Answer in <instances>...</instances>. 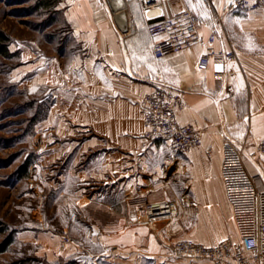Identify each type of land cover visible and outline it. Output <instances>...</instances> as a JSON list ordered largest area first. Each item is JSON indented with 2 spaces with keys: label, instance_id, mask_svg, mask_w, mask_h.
<instances>
[{
  "label": "crops",
  "instance_id": "obj_1",
  "mask_svg": "<svg viewBox=\"0 0 264 264\" xmlns=\"http://www.w3.org/2000/svg\"><path fill=\"white\" fill-rule=\"evenodd\" d=\"M125 2L115 12L108 0H57L66 44L53 54L25 50L14 75L40 101L49 100L39 121V145L43 160L54 163L55 186L62 193L71 190L79 206L95 204L117 213L116 222L91 227L109 249L102 257L106 263L213 264L175 257L171 246L182 238L208 245L239 238L221 165L226 141L245 151L264 141V7L235 9L232 0H201L203 7L197 0H166L167 15L186 8L198 14L204 40L158 58L153 45L159 38L148 33L140 1ZM213 29L216 40L210 44L206 40ZM211 48L236 53L223 75L198 66ZM162 86L182 93L179 119L201 130L202 146L173 153L164 141L144 145L141 99ZM246 163L264 189V161L246 158ZM137 195L173 200L178 213L172 219L149 218L129 205ZM38 233L24 230L19 236L46 248L58 245L57 237ZM80 249L76 244L65 255L80 254Z\"/></svg>",
  "mask_w": 264,
  "mask_h": 264
},
{
  "label": "rangeland",
  "instance_id": "obj_2",
  "mask_svg": "<svg viewBox=\"0 0 264 264\" xmlns=\"http://www.w3.org/2000/svg\"><path fill=\"white\" fill-rule=\"evenodd\" d=\"M41 1L0 0V29L11 37L9 55L0 56V243L12 237L0 252V264H112L102 259L109 249L91 227L116 222L117 213L95 204L79 206L71 190L62 193L55 186L54 163L43 160L39 145V121L48 112L49 100L40 101L14 75L28 49L53 54L66 44L59 13ZM24 164L27 168L20 170ZM128 201L147 217L146 205L157 202L146 195ZM24 230L57 237L58 245L46 248L37 240L23 241L19 234ZM76 244L80 254L65 255Z\"/></svg>",
  "mask_w": 264,
  "mask_h": 264
},
{
  "label": "built area",
  "instance_id": "obj_3",
  "mask_svg": "<svg viewBox=\"0 0 264 264\" xmlns=\"http://www.w3.org/2000/svg\"><path fill=\"white\" fill-rule=\"evenodd\" d=\"M139 1L147 21L148 33L159 38L153 45L156 57L177 53L203 42L199 32L200 19L193 10L186 8L167 15L164 12L166 0ZM232 7L255 10L264 7V0H232ZM215 40L216 29H213L206 41L212 44ZM235 57L233 48H211L200 56L198 66L201 69L211 67L219 76L226 73L228 62ZM184 106L182 93L176 89L162 86L145 93L141 99L143 130L140 134L144 145L164 141L173 153H188L202 146L201 130L179 119ZM212 152L211 148L206 150L208 156ZM246 158L262 163L264 141L248 151L231 141L224 143L221 174L239 238L227 237L213 245L190 238L178 239L171 246L175 257L208 259L213 264H264V189L257 185L259 174L251 173ZM145 211L151 218L163 215L175 217L178 205L171 200H162L147 204Z\"/></svg>",
  "mask_w": 264,
  "mask_h": 264
},
{
  "label": "trees",
  "instance_id": "obj_4",
  "mask_svg": "<svg viewBox=\"0 0 264 264\" xmlns=\"http://www.w3.org/2000/svg\"><path fill=\"white\" fill-rule=\"evenodd\" d=\"M57 0H42V4L44 7L51 9L55 7ZM11 41V37L8 33H6L3 29H0V56H8L9 55V43ZM26 164L20 166V170H24ZM11 235L8 236L4 241L0 243V252L6 250L8 245L11 243Z\"/></svg>",
  "mask_w": 264,
  "mask_h": 264
},
{
  "label": "bare ground",
  "instance_id": "obj_5",
  "mask_svg": "<svg viewBox=\"0 0 264 264\" xmlns=\"http://www.w3.org/2000/svg\"><path fill=\"white\" fill-rule=\"evenodd\" d=\"M109 3L111 4V7L115 12L122 11V9L126 7L125 0H109ZM118 21L122 25L124 23L123 17L119 16Z\"/></svg>",
  "mask_w": 264,
  "mask_h": 264
},
{
  "label": "snow or ice",
  "instance_id": "obj_6",
  "mask_svg": "<svg viewBox=\"0 0 264 264\" xmlns=\"http://www.w3.org/2000/svg\"><path fill=\"white\" fill-rule=\"evenodd\" d=\"M189 3L191 4V0H189ZM197 3L198 4H200V6L201 7H203V5H202V3H201V0H197ZM193 8H195L196 7V5H191ZM239 21H237V23H238ZM249 47H251V43L249 44ZM229 67H232V65H229ZM166 71H167V69H166Z\"/></svg>",
  "mask_w": 264,
  "mask_h": 264
}]
</instances>
